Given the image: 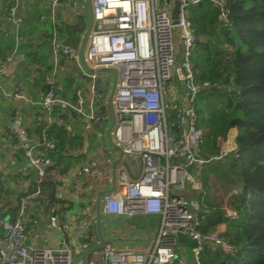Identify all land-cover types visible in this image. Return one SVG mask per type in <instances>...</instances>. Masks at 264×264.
<instances>
[{
	"label": "built area",
	"instance_id": "obj_1",
	"mask_svg": "<svg viewBox=\"0 0 264 264\" xmlns=\"http://www.w3.org/2000/svg\"><path fill=\"white\" fill-rule=\"evenodd\" d=\"M11 1L5 22L13 27L16 46L0 62L1 98L31 104L21 87L8 90L3 87L7 66L13 63L16 47L22 41L20 12L25 0ZM47 1L50 10L39 21L52 24L49 41L52 60L43 76L46 89L37 93L35 103L44 110L36 117L37 124H42L40 137L31 138L29 129L22 126L19 110L13 112V124L7 135L0 137V143L9 146L6 160L10 167L22 157L33 173L31 179L20 171L6 189L0 179V264H200V253L205 246L222 256L232 255L236 247L224 232L216 229L205 234L200 230L207 211L201 212L198 201L177 196L181 190L194 193L201 188L196 176L188 170L219 163L235 151L225 142L218 154L208 159L195 158L203 135L197 126L195 104L201 91L215 87L210 82L197 81L192 61L195 35L187 9L202 0H177L180 2L177 25H173L170 14L176 0H90L92 27L83 62L91 73L84 69L79 49L66 45L54 28L57 13L77 12L80 1ZM214 3L226 26L225 6L221 1ZM64 61L78 70L85 83V87L75 88L74 103L59 94ZM97 70L104 72L94 73ZM113 70L114 78L110 76ZM172 81L180 86L179 98L173 96L174 89L169 87ZM109 93H112L110 104ZM65 110L70 118L82 120L88 126L104 125L102 130L108 138L99 159L88 157L74 165L69 176L62 177L52 159L56 143L51 131L63 128L70 132L62 115ZM173 112L175 121L170 123ZM109 115L114 121L111 130L106 127ZM82 144L81 147L65 145L64 155L87 156L91 146L86 140ZM123 160L139 163L138 177L131 176ZM47 181L54 184L58 201L67 189L75 190L84 182L87 192L96 184L103 189L112 184L100 196V217L157 218L158 228L150 248L141 252L121 251L120 247L113 248L111 243L97 239L93 209L82 211L69 226L63 223L57 208L46 199ZM186 182L189 187L185 186ZM40 205L49 212L46 229L61 236L53 247L35 248L29 244L30 229L37 225V219L28 220L27 216L31 208ZM10 208L15 212L14 221L8 215ZM222 210L228 220L237 219L229 203ZM179 237L196 246L192 249L181 246ZM84 251L85 257L74 258ZM188 251L190 260L185 257Z\"/></svg>",
	"mask_w": 264,
	"mask_h": 264
},
{
	"label": "trees",
	"instance_id": "obj_2",
	"mask_svg": "<svg viewBox=\"0 0 264 264\" xmlns=\"http://www.w3.org/2000/svg\"><path fill=\"white\" fill-rule=\"evenodd\" d=\"M214 1H221L227 8L226 26ZM0 3L4 11L12 1L0 0ZM187 14L195 35L192 61L196 79L199 83L215 85L201 91L195 104L197 126L203 133L199 155L208 159L218 154L221 144L232 135L235 151L224 164L239 188L229 200L230 208L237 214L233 221L225 217L222 208L207 202L204 193L195 196L201 212L207 211L200 230L206 234L225 224V235L236 247L232 255L222 256L205 246L199 261L200 264H264V0H202L190 6ZM76 15L72 22L59 28L64 43L73 48H78L87 27L84 13L80 11ZM4 40L11 50L12 40ZM22 52L24 46L19 49ZM169 120L174 123V112ZM52 131L56 141L52 158L57 166L66 165L58 170L64 176L84 158L64 155L63 147L79 145L81 137H70L60 128ZM218 171L220 166H214L198 174L203 192L210 188L209 173ZM46 187V199L55 203L54 184L47 181ZM14 213L12 208L8 210L11 221L15 219ZM178 243L187 249L196 246L184 237H179Z\"/></svg>",
	"mask_w": 264,
	"mask_h": 264
},
{
	"label": "crops",
	"instance_id": "obj_3",
	"mask_svg": "<svg viewBox=\"0 0 264 264\" xmlns=\"http://www.w3.org/2000/svg\"><path fill=\"white\" fill-rule=\"evenodd\" d=\"M81 7L77 12L82 11L86 17L87 26L90 19V12L85 0H81L80 2ZM8 8L4 11H1V3H0V62L10 54L15 49V37L14 33L12 32V28L5 22V16L7 14ZM50 10V4L47 0H25L24 1V9L20 12V17L22 19V23L20 26V33L22 35V41L16 47V56L13 60V63L9 64L6 69V78L3 83L4 89L8 90L12 87H21L24 93L31 99V104H23L19 102H13L12 100H2L1 98V91H0V137L7 135L9 132L10 126L13 124V112L15 110H19L21 113V121L22 126H25L29 129V133L31 138L37 140L40 137V132L42 128V124H37L36 117L43 113L44 110L42 107L38 106L36 103L37 100V93L39 91L45 90V85L43 83V76L47 73L51 65V47H50V34L53 31L52 24L50 22H40L39 17L41 15L48 14ZM73 12H66L61 13L58 12L56 15L55 21V30L60 34L59 28H63L65 24H69L72 22V19L75 18L77 15ZM87 29V27H86ZM86 32V30H85ZM85 35V33H84ZM83 35V37H84ZM82 40L78 46L80 50ZM4 39L12 40V49L10 50L7 46V41ZM24 46V52L19 53L20 47ZM114 75V73H113ZM78 70L70 63L64 61L62 63V72H61V79H60V96L69 103L75 102V88L76 87H85V83L80 79ZM7 80V81H6ZM179 90L180 86L178 87ZM175 89L172 91L173 96L175 98H179L181 96V92L174 93ZM112 92V91H111ZM86 93V92H84ZM111 94V93H109ZM63 117L66 119L67 125L70 127V132L64 130L66 135L73 137L75 135H79L81 137V141L79 145H75L77 147H81L83 141H87L88 145L91 146L90 152L87 153V156H83L84 159L88 157H93L99 159L102 155V150L104 148V143L108 138L106 134L104 135L102 128L104 125L101 126H88L82 120H78L75 117L70 118L66 114V110L62 113ZM113 123V119L111 115H109L108 123L106 125L107 129L111 128ZM56 129V128H54ZM52 129V130H54ZM107 129H105L107 133ZM53 132V131H51ZM53 139L55 141V133H52ZM232 137V136H231ZM231 142V139H230ZM56 143V141H55ZM9 146L0 143V179L3 182V187L6 189L13 184V181L17 175L21 173H26L28 178H33V173L30 170V167L21 159L22 157H18L16 159V164L12 168L7 162V156L10 155L9 153ZM97 149V150H96ZM21 156V155H19ZM53 159V158H52ZM83 159V160H84ZM82 160V161H83ZM54 161V159H53ZM81 161V162H82ZM129 169L131 171V176L136 178L139 176V163L128 160ZM63 165V166H62ZM127 166V167H128ZM60 170L61 167H66L64 163H61L58 166ZM74 166L68 169L67 173L62 176L66 177L70 175V171ZM196 173V178L200 183V190L193 193V198L198 196L202 191V182L199 177V172ZM59 174V173H58ZM60 175V174H59ZM92 185V184H91ZM112 188V184H110L107 188L103 189L101 186L93 185L92 189L87 192L86 183H81L79 186H76L75 190L67 189L62 196V200H57L55 203L52 204L57 208L58 213L60 215L61 221L69 226L71 221L78 215L81 214L82 211H86V209H93V212L96 214V204L97 198L101 196L103 191H109ZM239 190V188H238ZM237 192L231 191L227 193V195L221 191H212L210 199L205 198L207 202L212 205H217L220 208L227 205L229 203L231 195ZM224 195H223V194ZM38 206L36 209L31 208L27 219L30 220L32 217L37 219V225L30 229L29 233V244L35 248H42V247H53L57 245L59 239L61 238L60 235H56L53 232H50L46 229V217L48 209H42ZM39 209V210H38ZM38 210V211H37ZM106 217L101 216L100 221L103 223ZM138 218V217H137ZM107 221L119 223L121 221H126L129 226L126 227L127 230L124 233H140L148 237L149 245L146 247L137 250V252L145 251V249L150 248L151 242L156 235V231L158 228V219L153 217H143V219H149L150 221H154L153 225L144 230H137V223L134 221H130L128 219H108ZM134 219V218H133ZM100 222V227L102 228V224ZM125 223V224H126ZM120 228L122 229V225L119 223ZM217 230L224 232L226 231V225L221 224L217 228ZM215 229V230H216ZM122 232V231H121ZM123 233V232H122ZM123 233V234H124ZM95 235L97 239L99 238L96 226H95ZM102 235V231H101ZM145 237V238H146ZM66 241H69V238L66 236L64 237ZM140 238V237H139ZM144 239V237H143ZM71 240V239H70ZM142 240V237H141ZM72 242V241H71ZM87 250V249H86ZM85 250V251H86ZM79 255V257H85L86 252ZM185 257L190 260L191 253L188 251L185 254Z\"/></svg>",
	"mask_w": 264,
	"mask_h": 264
},
{
	"label": "rangeland",
	"instance_id": "obj_4",
	"mask_svg": "<svg viewBox=\"0 0 264 264\" xmlns=\"http://www.w3.org/2000/svg\"><path fill=\"white\" fill-rule=\"evenodd\" d=\"M81 2V0H79ZM180 50V49H179ZM110 76L112 78H114L113 73H110ZM170 89H175L174 93H178L181 92V90H179L178 88V84L176 81H172L170 83ZM176 97V96H174ZM177 104V103H175ZM234 134V133H233ZM232 136V135H231ZM231 137H229L225 142L228 143V145L232 146V142H230ZM232 141V139H231ZM224 142V143H225ZM226 160V159H225ZM225 160L219 162V163H212V164H207L202 168H194L191 170H188V173L195 176L196 173L195 172H204L208 171L210 169H212L214 166H220V171L218 172H214V173H209L208 176V182H209V190H206L204 192V196H206L207 199H210L211 196V192L212 191H221L223 193H225L227 195V193H230L231 191H238V186L235 185V178L231 175V173L228 171L226 165L224 164ZM122 164L126 165V167L128 166V163L123 160ZM129 169V166L127 167ZM222 169V170H221ZM186 187H189V184L186 182ZM222 193V194H223ZM224 195V194H223ZM107 219L105 218L102 224V239L104 242H109L112 244L113 248H118L120 247L118 250L121 251H127V250H134L137 252V250L146 247V245H149L148 237H146L145 235L142 234H138V233H124L128 223H126V221H121L119 222L123 227L122 229H119V223H114V222H110L108 221L106 223ZM130 221H134L135 223H137V229L139 230H144L145 228L150 227V225L152 226L154 224V221H150L149 219H143V217H138V218H134ZM126 223V224H125ZM154 227V225H153ZM124 233H122V232ZM140 237V238H139ZM142 237V240H141ZM144 237V239H143ZM146 237V238H145ZM85 246V244H83ZM146 250V249H145ZM75 259L81 258L79 256L74 255Z\"/></svg>",
	"mask_w": 264,
	"mask_h": 264
},
{
	"label": "water",
	"instance_id": "obj_5",
	"mask_svg": "<svg viewBox=\"0 0 264 264\" xmlns=\"http://www.w3.org/2000/svg\"><path fill=\"white\" fill-rule=\"evenodd\" d=\"M85 1L87 3V6H88V9H89V12H90V19H89V23H88L85 35L83 37V41H82L80 50H79V55H80V60H81V63L83 65L84 69L86 71H88L89 73H91V70H89L85 66V64L83 62V54H84L85 47H86V44H87V41H88L90 30H91V27H92V14H91L90 0H85ZM224 9L226 10L227 8L224 7ZM170 14H171V20H172L173 25H177L178 24V19H179V14H180V2L179 1H177V0L174 1ZM102 72H104V71L103 70H97L94 73L101 74ZM112 72L114 73V75H116V71L113 70ZM178 74H180V73L178 72ZM112 93H113V91H112ZM112 93H111V95L109 97V104H110V101H111ZM113 124H114V121H113V123L111 125L110 130L112 129ZM195 158L197 160H199L200 156H199L198 153H196ZM118 163L119 162H117L116 164H118ZM177 196H181V197H185L187 199H191V198H193V193L190 190L184 189V190L179 191L177 193ZM99 199H100V196L97 198V204H96V230H97L99 239L102 240L101 227H100V214H99Z\"/></svg>",
	"mask_w": 264,
	"mask_h": 264
}]
</instances>
